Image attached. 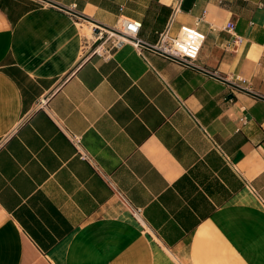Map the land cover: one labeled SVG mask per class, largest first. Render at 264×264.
Instances as JSON below:
<instances>
[{
  "label": "crops",
  "instance_id": "obj_1",
  "mask_svg": "<svg viewBox=\"0 0 264 264\" xmlns=\"http://www.w3.org/2000/svg\"><path fill=\"white\" fill-rule=\"evenodd\" d=\"M48 1L0 0V264H264V100L227 83L264 97V0H182L195 66L68 11L154 46L179 0Z\"/></svg>",
  "mask_w": 264,
  "mask_h": 264
},
{
  "label": "built area",
  "instance_id": "obj_2",
  "mask_svg": "<svg viewBox=\"0 0 264 264\" xmlns=\"http://www.w3.org/2000/svg\"><path fill=\"white\" fill-rule=\"evenodd\" d=\"M181 1L179 0L177 4L174 6L171 16L169 18V22L165 29L158 33V42L154 45L158 50L164 52L165 54H169L170 57H173L186 65L195 66L202 50V47L206 40V33L202 32L196 26H188L181 25L179 31L176 35L172 34V27L175 23V19L178 13L181 12ZM142 28V23L136 20L123 18L120 21V25L113 30H117L118 34L112 35L111 31L105 30L99 26H96L95 29L98 30L96 36L100 41H102L103 36L106 34L108 36V40H111V44L107 47H104V43L98 45L95 49L92 50V53H96L98 55H103L109 53L113 48H117L125 43L133 44L140 52L142 57L148 60L146 53L144 52V48L139 44L141 41L139 39V33ZM225 32H229L233 36H235V23L231 22L224 27ZM133 35V38L126 35ZM40 105L45 106L47 104V98H43L40 102ZM74 143L78 144L79 137H73ZM139 210L136 212L138 214Z\"/></svg>",
  "mask_w": 264,
  "mask_h": 264
},
{
  "label": "water",
  "instance_id": "obj_3",
  "mask_svg": "<svg viewBox=\"0 0 264 264\" xmlns=\"http://www.w3.org/2000/svg\"><path fill=\"white\" fill-rule=\"evenodd\" d=\"M44 1L49 2L48 0H44ZM49 3H51V2H49ZM68 11H70V12L73 13L74 15H76V16H78V17L84 19V20H87V21H90V22L96 24L97 26H99V27H101V28H103V29H105V30L115 32V30H113V28H109V27H107V26H103V25H101V24H98L97 22H95V21L92 20L91 18H88V17H86V16H84V15H82V14H79V13H77V12H74V11H72V10H68ZM97 33H98V30H97ZM139 44H140L143 48H145V49H147V50H150L151 52H155V53L161 54V55H163V56L169 57V58L172 59V60H176V61H178V62H181V61H179V60H177V59H175V58H173V57H170L169 54L167 55V54H165L164 52L158 50V49H157L155 46H153V45H149V44L144 43V42H142V41H140ZM181 63H183V62H181ZM227 83H228L229 85H231L233 88H235V89H237V90H240L241 92H244V93L250 94V95H252V96H254V97H256V98H259V99H261V100H264V97H263V96H260V95L254 93V92H252V91H250V90H247V89H245V88H242V86H239V85L234 84V83H232V82H227Z\"/></svg>",
  "mask_w": 264,
  "mask_h": 264
},
{
  "label": "bare ground",
  "instance_id": "obj_4",
  "mask_svg": "<svg viewBox=\"0 0 264 264\" xmlns=\"http://www.w3.org/2000/svg\"><path fill=\"white\" fill-rule=\"evenodd\" d=\"M93 27H95V25L93 23H90V25H85L84 24L82 26V31H83L84 35L86 36V38H90L91 37L92 31H93ZM115 32H118V29ZM115 32L111 31L110 33H112V35L118 34V33H115ZM126 36H129V37L133 38L132 34L131 35H126Z\"/></svg>",
  "mask_w": 264,
  "mask_h": 264
},
{
  "label": "rangeland",
  "instance_id": "obj_5",
  "mask_svg": "<svg viewBox=\"0 0 264 264\" xmlns=\"http://www.w3.org/2000/svg\"><path fill=\"white\" fill-rule=\"evenodd\" d=\"M103 42H105L103 44L104 47H107V46H109L111 44V40H108V36L106 34L103 36L102 41H100V39H98L97 36L93 37L92 43L94 44V46H93L92 50L95 49L98 45H100Z\"/></svg>",
  "mask_w": 264,
  "mask_h": 264
}]
</instances>
